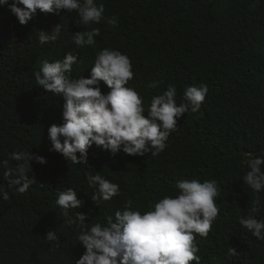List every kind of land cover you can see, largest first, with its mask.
<instances>
[{"label": "trees", "instance_id": "trees-1", "mask_svg": "<svg viewBox=\"0 0 264 264\" xmlns=\"http://www.w3.org/2000/svg\"><path fill=\"white\" fill-rule=\"evenodd\" d=\"M96 2L104 4L106 17H117V26L104 21L91 25L101 34L95 45L83 47L73 42V34L82 30L75 24V11L37 10L21 25L7 4L0 5V186L9 194L7 201L0 197V264H75L80 258L79 229L64 223L55 205L58 190L77 191L84 203L70 215L87 213L91 226L122 210L127 200L134 210L149 211L164 195L178 194L176 183L184 179H215L219 187V214L206 237H195L200 264H264V241L238 223L255 198L243 182L250 170L246 161L264 156V0ZM57 24L62 25L58 39L39 43L38 31L50 32ZM105 47L130 59L134 77L128 86L139 93L145 108L169 84L177 89V104L187 86L203 83L208 93L197 112L178 119L159 155H112L93 145L87 164H73L49 151L47 130L62 123L64 101L41 89L33 72L43 60H61L71 51L78 59L71 76L87 78L96 52ZM152 81L162 83L148 87ZM100 88L109 91L103 82ZM21 150L47 161L29 162L28 176L34 179L23 194L11 184L19 177L20 162L10 154ZM89 172L118 184L119 195L99 205L93 202ZM259 196L258 220L264 219V190ZM49 230L58 241L45 239ZM231 246L237 255L228 254Z\"/></svg>", "mask_w": 264, "mask_h": 264}, {"label": "clouds", "instance_id": "clouds-1", "mask_svg": "<svg viewBox=\"0 0 264 264\" xmlns=\"http://www.w3.org/2000/svg\"><path fill=\"white\" fill-rule=\"evenodd\" d=\"M8 5L11 13L21 25L26 24L39 10L42 13H68L75 11L82 27L73 34V42L79 46H93L95 37L100 36L98 27L101 21L117 26V17H106L103 3L96 0H0V5ZM62 25L57 24L50 32L38 31L41 44L55 42ZM78 62L76 55L67 52L61 60H43L33 75L36 84L46 92L63 99L62 123L48 127L51 147L73 164H87L88 150L93 145L115 155L122 152L129 156L143 157L151 152L157 156L167 147L171 132L177 130L178 119L188 111L197 112L208 93L206 84L185 87L182 102L177 104V89L169 84L162 94L153 96L145 108L142 97L128 82L134 72L130 59L119 50L102 48L95 59L87 78L72 77V66ZM100 82L109 91H101ZM161 81H152L148 87L156 88ZM79 154V156L77 155ZM10 158L20 162L17 167L19 177L11 181L16 191H27L30 179V161L46 164V158L28 151H16ZM250 169L243 177L255 193L253 207L247 216L238 218V223L258 240L264 241V219L258 220L254 213L259 211L260 196L264 190V156H249ZM5 164L7 161L4 162ZM86 181L95 192L91 200L97 205L109 201L120 193L118 184L111 182L99 172L86 173ZM178 194L164 195L149 211L143 214L133 209L132 201L127 200L122 210L106 216L104 222L89 226L88 214L76 211L84 201L78 199L73 188L58 190L55 205L68 226L79 229L76 237L84 252L75 264H200L199 248L195 237H206L212 223L219 214L215 199L219 196L218 182L215 179H184L176 183ZM0 197L9 199L8 191L0 186ZM48 241H58L55 231L45 234ZM229 255H237L235 247L228 248Z\"/></svg>", "mask_w": 264, "mask_h": 264}, {"label": "bare ground", "instance_id": "bare-ground-1", "mask_svg": "<svg viewBox=\"0 0 264 264\" xmlns=\"http://www.w3.org/2000/svg\"><path fill=\"white\" fill-rule=\"evenodd\" d=\"M84 252V251H83Z\"/></svg>", "mask_w": 264, "mask_h": 264}]
</instances>
